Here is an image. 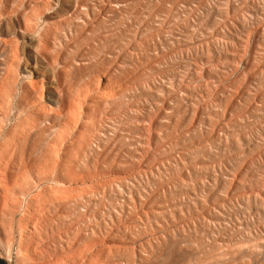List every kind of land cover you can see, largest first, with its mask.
<instances>
[{
    "label": "rangeland",
    "instance_id": "obj_1",
    "mask_svg": "<svg viewBox=\"0 0 264 264\" xmlns=\"http://www.w3.org/2000/svg\"><path fill=\"white\" fill-rule=\"evenodd\" d=\"M25 252L264 264V0H0V264Z\"/></svg>",
    "mask_w": 264,
    "mask_h": 264
},
{
    "label": "bare ground",
    "instance_id": "obj_2",
    "mask_svg": "<svg viewBox=\"0 0 264 264\" xmlns=\"http://www.w3.org/2000/svg\"><path fill=\"white\" fill-rule=\"evenodd\" d=\"M26 205V204H25ZM26 206L24 207V210H25ZM28 209V207H27ZM26 214V212L23 213L22 216H24ZM19 226H20V231L21 233L25 232L24 231V226H23V219H20V223H19ZM22 235V234H21ZM22 243H23V237L21 236L20 238V244H21V248H22ZM21 252V251H20ZM26 253V252H25ZM26 257H24L23 255L21 256V259H25L26 261H28V264H31L33 262L32 258L28 255V252L25 254Z\"/></svg>",
    "mask_w": 264,
    "mask_h": 264
}]
</instances>
